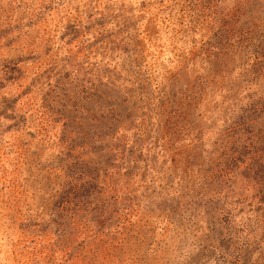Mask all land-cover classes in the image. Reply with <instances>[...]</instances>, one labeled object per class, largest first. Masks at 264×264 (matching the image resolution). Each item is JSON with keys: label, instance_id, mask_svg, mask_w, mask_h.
Returning <instances> with one entry per match:
<instances>
[{"label": "rangeland", "instance_id": "rangeland-1", "mask_svg": "<svg viewBox=\"0 0 264 264\" xmlns=\"http://www.w3.org/2000/svg\"><path fill=\"white\" fill-rule=\"evenodd\" d=\"M204 2L211 7L206 18H202V0H0V264H64L66 253L81 242L73 235V226L61 237L65 221L61 206L63 192L70 184L66 175L74 159L70 155L78 156L79 152L77 142L81 137L77 132L85 129L90 134L96 130L95 124L89 122L92 117L75 112L69 103L94 107L81 94L82 81L98 85L104 78L101 87L107 90L106 78L114 74L119 62L121 68L117 67L116 73L120 72L121 81H126L117 89V97L123 99L120 110L133 114L135 111L129 108L138 101V92H133L128 76L139 78L145 85L144 101L154 109L164 98L161 89H186L195 82L197 72L208 69L205 61L202 66V59L196 68L189 67L186 72L182 65L189 52L215 41L235 55V66L243 65L241 79L259 81L264 88V0ZM95 113L102 117L101 112ZM135 116L133 121L125 122V126H134V131L142 126ZM211 117L208 115L201 124L202 129H208L204 144L197 145L196 150L185 148L181 158L190 155L197 164H208L211 154L216 153L214 144L220 141L221 126ZM151 118L153 132L162 135L158 118ZM135 135L139 137L141 133L135 131ZM131 137L125 135L128 143ZM158 150L149 152V174L156 160L157 168L164 165V171L172 173L170 160L165 161L163 154L156 159ZM115 156L113 152L106 154L108 166L118 162ZM96 160V156L87 154L86 161L94 164ZM192 177L196 185H202L201 178ZM239 187L246 188L248 184L240 180ZM118 188L125 193L121 185ZM252 193L248 192V200H252ZM144 203V221L140 225L146 221L144 232L152 231L147 234V243L152 241L155 247L167 244L164 250L171 264H183L186 253L199 251L194 248L198 243L192 244V230L185 244L183 236L177 238L172 230L163 233L157 203ZM247 206L240 214L237 210L230 221L237 231L245 228L243 237L252 231L259 238L263 227L256 225L255 208ZM106 213L109 216L110 211ZM222 217L215 220L217 228L223 227ZM121 218H125L124 214ZM199 221L202 231L195 238L197 242L207 236L204 223L208 220ZM176 228L177 235L181 234L179 222ZM66 244L71 247L66 249ZM63 248L65 253L61 252ZM89 250L79 264H114L102 255L93 256ZM135 250L137 244L127 245L122 262L115 264H132L129 258ZM138 250L146 264L164 261V252L147 250V245Z\"/></svg>", "mask_w": 264, "mask_h": 264}, {"label": "trees", "instance_id": "trees-1", "mask_svg": "<svg viewBox=\"0 0 264 264\" xmlns=\"http://www.w3.org/2000/svg\"><path fill=\"white\" fill-rule=\"evenodd\" d=\"M210 9L202 0V18H206ZM229 54L231 52L227 53L215 41L189 52L182 65L185 72L189 67L196 68L201 59L202 66L209 64L208 69L197 72L195 82L186 89L178 92L161 89L164 98L159 99L160 105H153L154 109L144 101L147 99L143 95L145 85L139 78L128 76V84L133 86L134 93L138 92V101L129 109L135 111L134 120L141 121L142 126L135 130L141 133L139 137L135 135L134 126H125V122L133 121L132 112L120 110L123 99L117 97V89L126 81L122 82L121 73H116L117 67L121 68L119 62L113 69L114 74L109 73L106 78L107 90L101 87L104 78H98V85L82 81L81 94L85 96L84 100H91L94 107L86 108L76 101L69 103L75 112L90 115L92 120L89 122L95 124L96 130L90 134L85 129L77 132L81 137L80 143L76 140L78 156L70 155L74 158L73 163L66 170L70 184L63 192L61 214L65 221L61 237L73 226V235L81 242L72 252L66 253L64 264L73 261L79 264L81 256L86 258L84 252L88 249L95 257L102 255L114 264L122 262L125 248L132 242L137 244L135 254L129 258L132 264L147 263L138 255L142 245H147V250L164 252L162 264H171L164 250L167 244L155 247L152 241L147 243V234L152 231L144 232L146 221L140 225L144 221L141 218L142 201L146 206L157 203L163 233L172 230L177 238L183 236L181 240L185 244L189 229L192 230V244L198 243L194 248L199 251L186 253L183 264H209L212 260L216 264H264V88L259 81L241 79L243 65H234L233 54L226 60ZM261 83L264 85V81ZM64 92L68 95L66 89ZM125 100L128 102L129 99ZM96 110L101 112V118L97 117ZM152 115L158 118L162 135L153 132ZM208 115L212 116L213 123L221 125L220 141L214 144L216 153L211 154L213 157L208 164H197L190 155L181 158L185 148L196 150L197 145L204 144L208 129H202L201 124ZM129 134L132 146H128L129 140L125 138ZM151 141H154L152 146L148 144ZM87 148L89 152H86ZM154 148H159L156 159L163 154L165 161H171L172 173L167 174L164 165L157 168L156 160L152 162V174H149L148 156ZM108 152L115 153L117 163L108 166L105 160ZM87 154L97 157L94 164L86 161ZM193 175L202 179V185H196ZM240 180L248 187L240 188ZM118 185L125 193L119 192ZM249 191L253 192V201L248 200ZM245 205L255 208L256 225L263 227L259 238L253 236L252 231L243 237L245 228L237 231L230 221L235 219L237 210L240 214L245 209ZM107 211H110L109 216ZM123 214L124 219L121 218ZM220 216L225 221L222 228H217L215 220H221ZM199 218L208 220L204 223L207 236L197 242L195 238L202 231ZM183 220H186L185 224ZM178 222L182 233L177 235ZM69 247L71 245H65L66 249ZM65 251L64 248L61 250L62 253Z\"/></svg>", "mask_w": 264, "mask_h": 264}]
</instances>
